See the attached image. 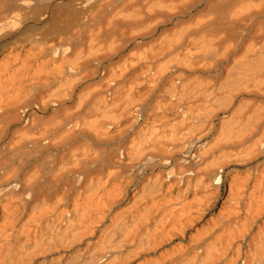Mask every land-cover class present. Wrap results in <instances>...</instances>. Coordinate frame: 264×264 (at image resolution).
Returning a JSON list of instances; mask_svg holds the SVG:
<instances>
[{
    "label": "bare ground",
    "instance_id": "obj_1",
    "mask_svg": "<svg viewBox=\"0 0 264 264\" xmlns=\"http://www.w3.org/2000/svg\"><path fill=\"white\" fill-rule=\"evenodd\" d=\"M0 264H264V0H0Z\"/></svg>",
    "mask_w": 264,
    "mask_h": 264
}]
</instances>
